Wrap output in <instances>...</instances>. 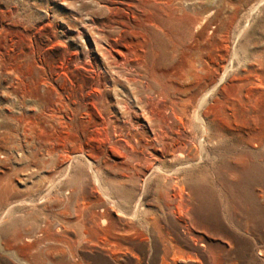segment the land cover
Segmentation results:
<instances>
[{"label": "rangeland", "instance_id": "obj_1", "mask_svg": "<svg viewBox=\"0 0 264 264\" xmlns=\"http://www.w3.org/2000/svg\"><path fill=\"white\" fill-rule=\"evenodd\" d=\"M0 264H264V0H0Z\"/></svg>", "mask_w": 264, "mask_h": 264}, {"label": "bare ground", "instance_id": "obj_2", "mask_svg": "<svg viewBox=\"0 0 264 264\" xmlns=\"http://www.w3.org/2000/svg\"><path fill=\"white\" fill-rule=\"evenodd\" d=\"M263 1V0H262ZM255 6V5H254ZM225 73V72H224ZM210 86V85H209ZM207 86V88L205 89L204 94L201 96L200 100H199V103H198V109L196 110V114H195V120L198 121V123L201 125V129H202V133L200 135V138L198 139V141H200V143L204 142L205 139H209L210 135L208 134V130H207V125L206 123H204V115L201 114V109L203 108V106L206 104V98L207 96H209V91L207 93V90L209 89ZM206 92V93H205ZM194 115V114H193ZM211 139V138H210ZM210 143V142H209ZM206 144V143H205ZM178 147V146H177ZM177 147H173L172 150H171V153L174 152V150L177 148ZM206 147H209V146H206ZM205 148V146H204ZM210 148V147H209ZM201 149H203L202 147V144H201ZM204 150V149H203ZM169 151V150H168ZM201 153H202V150H201ZM202 158V157H201ZM179 169V168H178ZM159 171V170H158ZM165 172V171H164ZM173 173V172H172ZM178 173V172H177ZM176 173V174H177ZM173 177V176H172ZM176 178V177H175ZM172 180V178H171ZM177 183V182H176ZM184 182L180 181V184H181V187H180V191L184 194V185H183ZM181 192L179 194H181ZM137 212V211H136ZM136 214V213H135ZM134 215V214H133Z\"/></svg>", "mask_w": 264, "mask_h": 264}]
</instances>
